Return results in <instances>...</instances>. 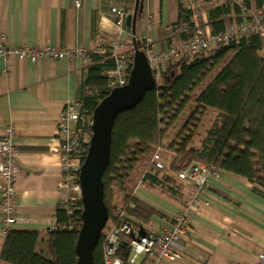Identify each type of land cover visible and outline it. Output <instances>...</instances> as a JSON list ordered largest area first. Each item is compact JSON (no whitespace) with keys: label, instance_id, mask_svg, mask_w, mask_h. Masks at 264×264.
Listing matches in <instances>:
<instances>
[{"label":"crops","instance_id":"obj_1","mask_svg":"<svg viewBox=\"0 0 264 264\" xmlns=\"http://www.w3.org/2000/svg\"><path fill=\"white\" fill-rule=\"evenodd\" d=\"M178 2L143 0L142 13L135 23L137 37L150 18L157 48L164 50L175 38L189 36L199 23L211 32L207 13L215 6L228 2L242 7V0H198V14L190 15V27L183 21L174 24ZM182 3L186 8V0ZM134 4L135 0H0V47L52 46L92 51L96 47L109 48L119 35L120 50L133 51L131 30L125 19L122 26L118 24L111 8H122L127 15L133 12ZM251 9L257 10L252 3L249 10L242 7L241 13L231 9L222 16L225 26L245 20ZM172 61L164 59L161 63L168 67ZM90 63V57L87 61L80 56L32 61L0 53V137L12 129L17 148L13 196L17 220L13 230L43 232L57 226L55 210L64 196L59 188L63 169L57 120L67 102L83 100ZM171 177L183 187L181 199L144 182L141 188L145 199L158 210L172 213L191 195L194 186L178 179L176 173L171 172ZM205 198L209 203L191 214L189 227L181 236L184 257L175 264H257V254L264 251V190L241 175L219 169ZM1 203L0 192V253L6 235L1 229ZM164 211L167 217H152L153 228L160 230L170 224V216Z\"/></svg>","mask_w":264,"mask_h":264},{"label":"trees","instance_id":"obj_2","mask_svg":"<svg viewBox=\"0 0 264 264\" xmlns=\"http://www.w3.org/2000/svg\"><path fill=\"white\" fill-rule=\"evenodd\" d=\"M178 1V20L174 24L183 21L193 27L190 11L182 0ZM251 3L257 9L256 13L263 15L264 26V0H242V7L249 10ZM242 7L227 2L210 9L207 15L211 33L224 30L222 16L231 9L241 13ZM260 50H264L262 37L258 32H250L199 54H185L161 69L156 86L134 107L116 116L110 159L102 176L108 218L118 207H126L132 217L150 226L153 216H166L126 189L134 175L139 174V163L143 165L158 147L174 155L169 165L172 173L177 174L189 164L201 162L241 175L264 190V54L261 55ZM90 61L85 86L91 93L83 97L82 107L93 111L110 92L105 70L112 68L114 62L107 54L96 53L91 54ZM190 104L192 113L175 132L174 138L165 144L168 132ZM208 108L215 116L205 128L199 145L191 146L198 135L201 116ZM140 178L150 188L171 197H183L182 185L153 163L142 171ZM129 202H133V208L127 207ZM81 210L79 199L69 207L59 201L55 228L43 232L9 230L0 262L76 264L75 243L81 225ZM102 241L103 230L93 250V264H103Z\"/></svg>","mask_w":264,"mask_h":264},{"label":"built area","instance_id":"obj_3","mask_svg":"<svg viewBox=\"0 0 264 264\" xmlns=\"http://www.w3.org/2000/svg\"><path fill=\"white\" fill-rule=\"evenodd\" d=\"M197 2L198 0H186V9L190 11L192 17H196L198 14ZM111 12L116 16L118 24L122 26L126 12L119 7H112ZM262 18L263 15L257 12L250 20L245 19L232 23L227 25L224 30L214 34L195 25L189 36L171 41V44L164 50L157 48L156 40L152 34L153 22L148 18L145 31L137 39L140 41L139 47L147 55L157 82L160 76V63L164 59H178L185 54H199L231 39L246 36L250 32H258L264 42ZM121 44L120 36L116 35L110 42L109 48L96 47L92 51L86 49L61 50L52 46H23L20 48L0 47V53L6 57L16 55L19 59L29 58L32 61L40 58L72 59L75 56H80L87 61L93 53L107 54L114 62L113 67L107 72V88L111 90L127 83L132 66L133 51H121ZM90 93L91 91L85 87V96ZM92 112L82 107L81 100L69 101L65 104L57 120L56 136L63 169L59 188L64 192L61 202L66 207H69L74 201L80 200L81 197L79 171L92 134ZM13 134L12 129H7L0 137V178L2 180L0 192L3 208L1 229L5 234L11 230L17 220L13 196L18 169L17 148ZM151 161L157 168L164 169L161 154L158 151L153 153ZM218 175L219 169L201 162L191 163L179 171L176 174L177 178L191 182L194 189L191 195L172 213L162 210L170 216L171 222L160 230L136 220L127 212L126 207H118L115 213L107 219L103 229V264H175L181 261L185 251L184 245L181 243V236L189 227L191 214L201 205L209 203L205 198V193L210 187L212 179ZM139 185L131 190V194L141 201L159 208L145 199L141 185ZM127 207L133 208V202H129ZM64 227L61 226V228ZM257 259V264H264V251L257 254Z\"/></svg>","mask_w":264,"mask_h":264},{"label":"water","instance_id":"obj_4","mask_svg":"<svg viewBox=\"0 0 264 264\" xmlns=\"http://www.w3.org/2000/svg\"><path fill=\"white\" fill-rule=\"evenodd\" d=\"M143 10V0H135L134 9L125 17L132 34V66L125 85L114 87L93 109L92 134L79 171L82 204L81 225L75 243L76 264H93V250L108 219L104 202L103 173L110 159L112 127L116 116L134 107L147 91L156 86L153 69L139 47L135 23Z\"/></svg>","mask_w":264,"mask_h":264},{"label":"rangeland","instance_id":"obj_5","mask_svg":"<svg viewBox=\"0 0 264 264\" xmlns=\"http://www.w3.org/2000/svg\"><path fill=\"white\" fill-rule=\"evenodd\" d=\"M254 14H256V11L254 9H251V11L248 12L247 18L249 19V18L253 17ZM232 23H235V22H228L227 25H230ZM199 26L202 27L200 25V23H199ZM174 40L176 41L178 39L175 38ZM175 60H177V59H173V61H175ZM165 68H166L165 63H160L159 72L161 71V69L163 70ZM191 113H192V104L189 105L188 109L181 115L180 120L177 121L175 123L174 127L168 132L166 138L164 139L165 144L174 138L175 132L180 130L181 124L186 121L187 116L190 115ZM214 113L215 112L209 108L208 110H206L205 114H203L201 116V122L199 123L198 128H197L198 129L197 130L198 135H197V137L194 138V144L191 146H198L199 145V139L204 135L205 128L208 127L210 125L211 121L213 120V118L215 116ZM155 151H158L161 154L162 162L164 165V170L166 171V173L171 174V171H169V165H170L171 160L173 159L174 155L171 153V151L166 150L165 148H162V147L155 148ZM151 163H152L151 158L147 159L143 165H141V163H139V165H138L139 174L136 176L134 175V178L131 180V182H129L126 185V189H127L128 193H130V191L138 184H140L141 187L143 186L142 185L143 183L141 184L142 180L140 178L142 176V171L147 169V166L151 165ZM138 169H136L135 174L138 171ZM114 189H116V188H114ZM115 201L116 200L114 199V202Z\"/></svg>","mask_w":264,"mask_h":264}]
</instances>
